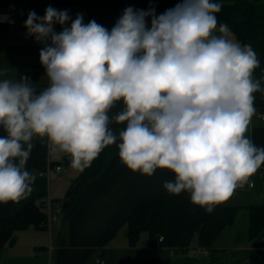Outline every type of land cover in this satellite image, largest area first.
<instances>
[{
  "label": "clouds",
  "instance_id": "9594fccd",
  "mask_svg": "<svg viewBox=\"0 0 264 264\" xmlns=\"http://www.w3.org/2000/svg\"><path fill=\"white\" fill-rule=\"evenodd\" d=\"M222 6L179 0L157 14L129 5L110 29L51 5L43 16L30 11L25 27L43 45L48 84L0 78V203L32 193L34 137L81 172L115 144L133 172L170 170L167 193L186 192L209 214L249 184L264 166V147L248 134L264 75H254L253 46L218 23Z\"/></svg>",
  "mask_w": 264,
  "mask_h": 264
},
{
  "label": "trees",
  "instance_id": "16d2710c",
  "mask_svg": "<svg viewBox=\"0 0 264 264\" xmlns=\"http://www.w3.org/2000/svg\"><path fill=\"white\" fill-rule=\"evenodd\" d=\"M16 0H0V6ZM158 5L175 6L179 0H156ZM222 10L217 13L218 23H226L234 31L242 44L250 43L260 60V66L254 75H264V0H221ZM151 4V3H150ZM55 8H77L83 13L85 22L95 19L109 29L129 5L144 9L145 4L134 0H51ZM32 11V10H31ZM30 11H28L29 13ZM7 27L0 25V47ZM43 87H37L41 90ZM257 110L264 114V92L255 93ZM6 134L0 130V135ZM251 138L257 146L264 147V125L252 128ZM115 144L106 147L81 172L67 197L65 209L68 219L66 231L68 241L60 242L57 264H87L92 251L103 247L114 238L118 226L128 224V236L138 238L142 231H148L154 244L171 248H184L190 244L194 230L200 228V243L207 249H213L216 239L228 229L237 207L224 208L217 205L211 214L190 201L188 193L169 194L163 188V181L174 179V173L167 169H158L152 177L133 172L122 163L116 153L108 162L110 150ZM50 149L40 137L33 138V149L26 165L27 170L36 176L32 193L19 203H0V253L7 241L14 239V232L40 225L47 220L46 199L48 178L45 176L48 166L54 169L59 163L50 161ZM262 166L261 168H263ZM57 172V171H56ZM112 187H122L116 194L123 195L116 204V216L106 224L105 218L94 212H101L92 205L101 196L111 192ZM78 198L75 200L77 196ZM249 250L250 264H264V202L250 207ZM98 216V217H97ZM103 223L105 231L99 233L94 226ZM65 232V231H64ZM163 238L162 242L159 239ZM216 253V252H215ZM138 264H170V260L160 257L146 259Z\"/></svg>",
  "mask_w": 264,
  "mask_h": 264
},
{
  "label": "rangeland",
  "instance_id": "374dc122",
  "mask_svg": "<svg viewBox=\"0 0 264 264\" xmlns=\"http://www.w3.org/2000/svg\"><path fill=\"white\" fill-rule=\"evenodd\" d=\"M134 1L147 5L144 9H147L151 3L156 7L157 14L173 7L158 5L156 0ZM49 2L50 0H16L8 5L0 6V16L7 14L11 20H14V23L6 22L8 28L7 47L4 46L5 48L1 50L0 78L18 79L21 75H27L36 82L37 87H45L48 84L45 68L40 61V49L43 45L37 43L34 37L27 35L25 21L29 10L37 11L38 15L43 16ZM77 14V10H73L70 15L75 18ZM231 37L238 40L234 31H231ZM119 107L120 105L113 111L119 110ZM257 114L262 113L257 110L256 115L252 118V123L264 125V121L258 119ZM248 134L250 135V131ZM55 152L63 153L58 150ZM116 153H118V148L113 146L108 156V162ZM67 155L70 156V154H66V157ZM66 157L56 158L59 160H55L53 157L52 161L59 163L62 169L58 173L53 169L50 179H48V194L53 201L52 212L58 216L57 222L51 231L35 229L34 226L15 231L14 237L17 236L15 242L11 244V241H7L3 246L0 253V264H56V244L59 231L62 225L61 232L65 231L68 219L64 203L67 201V195L73 183L81 173L71 166V156ZM118 189H122V187H112L109 189L111 192L101 196L97 195V201L92 205L101 210L94 214L103 216L106 224L116 216V204L120 203L125 196V194L117 195ZM77 198L78 196L74 199ZM262 198L264 199V167L251 177L249 184L238 188L226 202L221 204L224 208L237 207V210L231 226L223 231L214 243V246L222 245L226 248L219 255L214 253L216 256L213 258L209 249L200 243V228L193 231L190 244L187 247L171 248L154 244L148 231L140 232L138 238L132 241L127 234L128 224L126 223L118 226L114 238L105 248L93 251L87 264H99L96 260L101 255L105 258V264H138L154 257H160L162 260L169 259L170 264H250V207L252 204L263 202ZM62 211L63 213H61ZM103 226L105 225L100 223L93 228L101 233L107 228V226H105L106 228ZM162 240L159 239V242ZM122 241H126V245L131 249L128 246L129 249L120 246L125 245ZM50 246L54 247V254L49 262Z\"/></svg>",
  "mask_w": 264,
  "mask_h": 264
},
{
  "label": "crops",
  "instance_id": "0c3cea01",
  "mask_svg": "<svg viewBox=\"0 0 264 264\" xmlns=\"http://www.w3.org/2000/svg\"><path fill=\"white\" fill-rule=\"evenodd\" d=\"M49 5H51V0H50V2H49ZM52 6V5H51ZM57 9H59V10H63V9H68L69 10V12H70V14L72 13V11L73 10H77V8L75 7V8H68V7H58ZM29 11H31V10H29ZM33 11V10H32ZM35 12H37V11H35ZM73 19H75L74 17H72ZM6 21H0V25H4V26H6ZM7 27V26H6ZM56 27V30L57 31H61L62 30V27L60 26V25H56L55 26ZM8 33V28H7V30H6V33H5V35H4V38H3V44H2V46L0 47V56H1V50H3L5 47H7V42H6V34ZM5 46V47H4ZM24 72V71H23ZM259 111V110H258ZM261 113V112H260ZM261 115V114H260ZM259 114H257V118L258 119H260L261 120V118L259 117L260 116ZM262 121V120H261ZM255 126H257V125H255L254 123H252L251 124V126H250V136H251V131H252V128L253 127H255ZM66 154L67 153H58V152H55L54 151V154H53V151H51L50 150V161L51 162H53L52 160H53V157H54V159L55 160H59V159H56V158H60V157H66ZM62 155V156H61ZM67 157H70V156H68L67 155ZM66 157V158H67ZM51 173H52V171H51ZM51 173H50V176H51ZM58 173V172H57ZM50 176H49V179H50ZM76 181V180H75ZM74 184V183H73ZM47 197H50L49 196V194L47 195ZM262 200H263V202H264V199L262 198ZM262 203V202H261ZM259 204V203H258ZM252 205H256V204H252ZM61 213H63V211L61 212ZM58 220V219H57ZM35 228V227H34ZM52 228H53V226H52ZM62 228H63V225L61 226V228H60V231H59V236H58V239H57V244H56V264H57V256H58V250L60 249V242H66V241H68V232L65 230V232H61L62 231ZM35 229H38V228H35ZM65 229V228H64ZM16 238H17V236H15ZM14 237V239H16ZM33 241V240H32ZM15 242V241H14ZM110 242V241H109ZM123 242V244H125V245H120V246H122V247H125V248H127V249H129L130 247L128 246V245H126V241H122ZM215 245V244H214ZM106 246V245H105ZM105 246H103V247H96V248H94L93 249V251H95L96 249H100V248H105ZM129 248H128V247ZM226 247H223L222 245L221 246H213V249H215V250H217V251H215L216 252V254H220L222 251H223V249H225ZM131 249V248H130ZM250 249H251V247H250ZM93 251H92V254H93ZM214 251H212L211 249H209V253H210V255H211V257L213 258V257H215L216 255L214 254L215 253ZM53 254H54V247H52V246H50V248H49V262L51 261V258H52V256H53ZM91 254V255H92ZM90 255V256H91ZM89 259H90V257H89ZM89 259H88V261H89ZM97 263H99V264H105L106 263V261H105V258H104V256H100V258H97ZM101 261H103V262H101ZM131 262V261H130ZM88 263V262H87Z\"/></svg>",
  "mask_w": 264,
  "mask_h": 264
},
{
  "label": "built area",
  "instance_id": "2783aa9c",
  "mask_svg": "<svg viewBox=\"0 0 264 264\" xmlns=\"http://www.w3.org/2000/svg\"><path fill=\"white\" fill-rule=\"evenodd\" d=\"M262 121H264V114H261L259 116ZM57 172L61 171V166H57L54 168ZM52 167L48 166L47 172H45V176L49 179L50 173L52 171ZM52 206H53V201L50 197H47L46 199V207H47V220L43 222L40 227L44 229H49L51 231L52 226L57 222L58 216L52 212ZM161 240L163 238H160ZM103 262V261H101ZM104 263V262H103Z\"/></svg>",
  "mask_w": 264,
  "mask_h": 264
},
{
  "label": "water",
  "instance_id": "95a60500",
  "mask_svg": "<svg viewBox=\"0 0 264 264\" xmlns=\"http://www.w3.org/2000/svg\"><path fill=\"white\" fill-rule=\"evenodd\" d=\"M73 187V186H72ZM72 187H71V189H72ZM69 195H70V192L68 193V195H67V197H69ZM66 206V202L64 203V207Z\"/></svg>",
  "mask_w": 264,
  "mask_h": 264
}]
</instances>
